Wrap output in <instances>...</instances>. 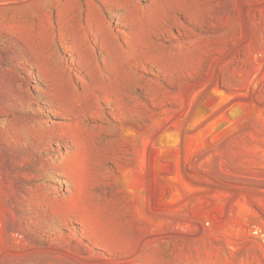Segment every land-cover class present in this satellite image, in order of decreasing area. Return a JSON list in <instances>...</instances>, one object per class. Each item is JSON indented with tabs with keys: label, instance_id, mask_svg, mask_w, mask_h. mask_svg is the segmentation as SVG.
<instances>
[{
	"label": "rangeland",
	"instance_id": "rangeland-1",
	"mask_svg": "<svg viewBox=\"0 0 264 264\" xmlns=\"http://www.w3.org/2000/svg\"><path fill=\"white\" fill-rule=\"evenodd\" d=\"M0 264H264V0H0Z\"/></svg>",
	"mask_w": 264,
	"mask_h": 264
}]
</instances>
